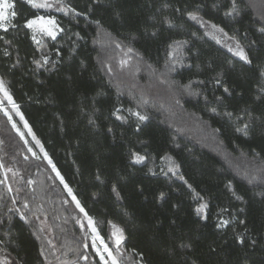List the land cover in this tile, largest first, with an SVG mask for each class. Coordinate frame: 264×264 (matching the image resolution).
<instances>
[{
	"label": "trees",
	"instance_id": "trees-1",
	"mask_svg": "<svg viewBox=\"0 0 264 264\" xmlns=\"http://www.w3.org/2000/svg\"><path fill=\"white\" fill-rule=\"evenodd\" d=\"M61 2L81 15L12 0L0 31V79L24 119L3 105L36 154L0 111V264H101L56 172L114 255L111 225L123 230L120 264H264V0H237L234 16L231 0ZM36 15L56 18V40L32 39Z\"/></svg>",
	"mask_w": 264,
	"mask_h": 264
},
{
	"label": "snow or ice",
	"instance_id": "snow-or-ice-1",
	"mask_svg": "<svg viewBox=\"0 0 264 264\" xmlns=\"http://www.w3.org/2000/svg\"><path fill=\"white\" fill-rule=\"evenodd\" d=\"M25 2L34 9H45V10L54 9L57 12H63L65 15H67L69 12H72L77 16L81 15V13L76 12L75 9L63 5L61 0H25ZM0 7L14 9V4L8 3L7 0H0ZM177 11H179V10H177ZM239 14H240V6L237 3V0H231V9L226 13V15L234 16V15H239ZM11 16L13 18L16 16V12L14 10L11 11ZM188 16H189V19L199 22L202 27L206 23V22L202 21L196 14L188 13ZM260 19L264 20V14H262L260 16ZM8 22H9L8 21V15L4 11H0V29H2L5 32L8 31V28L5 26V24ZM167 23L169 24L170 27L172 26L171 22H167ZM24 27L32 30V32H33L32 39L37 44L40 43V40L36 39L35 33H40L43 36H47V37L51 38L52 40H56L57 34L61 31H63V29L57 23V20L55 17H44V16H40V15H36L35 18H33V19H28L25 22ZM211 27L213 29H215L216 31L223 33V29L219 28L217 25L212 24ZM260 31L264 32V27H261ZM224 35L227 36V33H224ZM232 39H234V37ZM217 42L219 43V41H217ZM177 43H180V42H177ZM119 46L120 45H117V47H119ZM237 49H238V51L233 52V54L238 56L245 63L250 64L251 60L248 58V56L244 52L243 48L240 47L239 43H237ZM129 51H131V49H129ZM229 51H233V50L231 48H229ZM5 54H7V53H5ZM36 63L38 64V66H41L39 61H37ZM44 63L45 64L47 63V59L44 60ZM122 63H126V61H122ZM261 75H264V72H261ZM217 83H219V80H217ZM224 91L227 93L229 90L227 88H224ZM0 93H3V100H0V111H3L4 114L6 116H8V119L11 122V119H12L11 116L9 115L8 111L2 107L4 101H7L8 104H10L12 106V109L16 112V114L20 116L21 120H23L24 117L20 113L19 105H17L16 102L13 100V98L10 95L9 90L6 87L3 79H0ZM177 103H179V101H177ZM120 111H121L120 108H116L115 113H113V114L115 115L116 113H119ZM213 111H215V109H213ZM128 112L130 115L137 117V119L139 121H146L148 119V117L146 115H143L138 111L134 112L132 109H128ZM226 115H228L230 117L232 114L226 113ZM116 118L118 120L124 119L122 116H119V115H117ZM12 126H13V128H16V125L14 123ZM25 127H28L27 121H25ZM249 127H250V125L245 123L243 129H237V130L243 131L244 134L247 135L248 134L247 130L249 129ZM109 131H111V129H109ZM29 134L30 135L32 134L30 128H29ZM20 135H21V138L23 139V134H20ZM33 139L35 140L34 135H33ZM25 143H27V142L25 141ZM36 143H37V145H39L40 142L38 140H36ZM29 151H31V149H29ZM45 158H47V154H45ZM145 159H146V157L139 155L138 153H132V162L133 163H142ZM48 163L51 165L52 161L49 159ZM52 167H53V171H56L55 165H52ZM56 175L60 179V182L63 184L64 179L60 175V173L56 172ZM97 179H99V177H97ZM181 179H182V177H181ZM252 179L255 180V179H257V177H253ZM261 182L264 183V179H262ZM64 187L67 189L68 194L70 196H72V199L76 204V207L80 210V212L84 213V215H85V218L87 220V227L91 230V232L93 234V247L96 248L97 255H99L100 260L102 261V264H120V262L118 260V256H119L120 251H121L122 242L125 238L123 230L115 224L111 225V227L114 229V231L112 233V238L114 240L115 252H116V255H114L113 250L109 248L108 244L104 242V239L100 236L99 232L97 231L96 225H95L94 221L92 220V218L89 217L88 214L85 212L84 208L81 207L79 200H77L76 197L72 195L71 188H69L67 184H64ZM189 187H191V186L189 185ZM8 190L11 191L12 189L9 188ZM229 190L231 191L230 186H229ZM113 191L114 192L116 191L115 187L113 188ZM117 195H119V194H117ZM233 195L236 197V199H241V197L236 195L235 192H233ZM161 198H163V194H161ZM194 198L195 199H201V200L203 199V197H201L199 193H196ZM13 203H15V201H13ZM25 207H27V205H25ZM207 208H208V204L202 203L195 209V211H196L197 215H201L202 213L205 212V210ZM21 218L23 219V216ZM201 218L206 219V216H202ZM229 223L230 222L227 220H221L220 223L217 225V227H226ZM240 223L243 224L244 221L241 220ZM81 227H83V224L81 225ZM236 238L240 243L244 242L242 235H238ZM97 240H99V242H100V247H96L95 242ZM181 246L183 247L184 245H181ZM105 254H106L107 258L105 257ZM84 258L87 259V257H84Z\"/></svg>",
	"mask_w": 264,
	"mask_h": 264
},
{
	"label": "rangeland",
	"instance_id": "rangeland-1",
	"mask_svg": "<svg viewBox=\"0 0 264 264\" xmlns=\"http://www.w3.org/2000/svg\"><path fill=\"white\" fill-rule=\"evenodd\" d=\"M24 2H25V0H23ZM7 2L8 3H10V4H13L12 3V0H7ZM0 11H4L7 15H8V23H6L5 24V26L8 28L9 26H10V24H11V21H12V19H13V17L11 16V11H13V9H10V8H2V7H0ZM40 16H44V17H51V16H46V15H40ZM30 30V29H29ZM0 31H3L2 29H0ZM30 32H31V34H32V36H33V32H32V30H30ZM60 33V32H59ZM58 33V34H59ZM58 34H57V36H58ZM35 35H36V37L38 36V35H40V33H35ZM0 100H3V93H0ZM4 103H6L8 106H11L10 104H8V102L7 101H4ZM3 103V104H4ZM2 107L3 108H5V106L4 105H2ZM12 107V106H11ZM3 114H4V112L3 111H1ZM9 113V112H8ZM5 115V114H4ZM10 115V114H9ZM135 117V116H134ZM7 118H8V116H7ZM11 125H13V122L11 121ZM13 127V126H12ZM14 129V131H15V133H17L18 134V136L21 138V135L20 134H23V139L21 138V140L24 142V144H25V146H26V148H27V150H28V153L31 155V156H35L36 154L34 153V151L30 148V146H29V141H32L33 139H32V135H30L29 134V130H28V128L27 127H25V125H24V131H22V130H20L17 126H16V128H13ZM25 141L27 142V143H25ZM174 141H175V139H174ZM29 149H31V151H29ZM46 160H47V162H48V159L46 158ZM161 166H162V168H163V163L161 164ZM159 168V167H158ZM157 168L155 167V165H151V172H154L155 170H156ZM60 180V179H59ZM63 187H64V183H63ZM64 189H65V192L68 194V191H67V189L64 187ZM230 191V190H229ZM69 195V194H68ZM69 197L72 199V196H70L69 195ZM73 200V199H72ZM96 225V224H95ZM96 228H97V225H96ZM87 231H88V233H89V235H90V237H91V243H92V248H93V250H94V252H95V254L97 255V252H96V248H94L93 247V234H92V232H91V230L87 227ZM105 242V241H104ZM96 247H100V242H99V240H97L96 242ZM97 257H98V259H99V261H100V257H99V255H97ZM105 257L107 258V256H106V254H105ZM102 262V261H101ZM100 262V263H101ZM102 264V263H101Z\"/></svg>",
	"mask_w": 264,
	"mask_h": 264
},
{
	"label": "built area",
	"instance_id": "built-area-1",
	"mask_svg": "<svg viewBox=\"0 0 264 264\" xmlns=\"http://www.w3.org/2000/svg\"><path fill=\"white\" fill-rule=\"evenodd\" d=\"M98 258V257H97ZM99 260V259H98ZM99 262H101V260L99 261ZM102 263V262H101Z\"/></svg>",
	"mask_w": 264,
	"mask_h": 264
}]
</instances>
